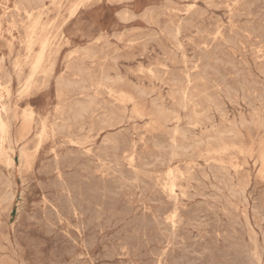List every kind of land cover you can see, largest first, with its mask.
Masks as SVG:
<instances>
[{
    "label": "rangeland",
    "instance_id": "obj_1",
    "mask_svg": "<svg viewBox=\"0 0 264 264\" xmlns=\"http://www.w3.org/2000/svg\"><path fill=\"white\" fill-rule=\"evenodd\" d=\"M208 1L0 0V264H264V0ZM25 111L56 125L36 159Z\"/></svg>",
    "mask_w": 264,
    "mask_h": 264
},
{
    "label": "bare ground",
    "instance_id": "obj_2",
    "mask_svg": "<svg viewBox=\"0 0 264 264\" xmlns=\"http://www.w3.org/2000/svg\"><path fill=\"white\" fill-rule=\"evenodd\" d=\"M210 1V0H209ZM208 1V2H209ZM233 1H235V0H233ZM250 1H252V3H253V0H250ZM191 2V1H190ZM211 2V1H210ZM238 3V2H237ZM254 3H255V0H254ZM23 4V3H22ZM227 4V3H226ZM243 4V3H242ZM245 4V3H244ZM243 4V5H244ZM32 5V4H31ZM52 5V4H51ZM207 5H208V3H207ZM250 5H253V4H250ZM257 5V4H256ZM260 5H262V4H260ZM34 6V5H33ZM197 6V5H196ZM195 6V7H196ZM263 6V5H262ZM241 7H243L242 5H241ZM261 7V6H260ZM160 8V7H159ZM187 8V7H186ZM240 8V7H239ZM259 8V7H258ZM19 9V8H18ZM17 9V10H18ZM163 9V8H162ZM177 9V8H176ZM199 9H201V8H199ZM238 9V8H237ZM241 9V8H240ZM254 9V8H253ZM252 9V10H253ZM255 9H257V8H255ZM261 9H262V7H261ZM264 9V8H263ZM32 10H33V8H32ZM167 11H168V9H167ZM185 11V10H184ZM190 11V10H189ZM201 11V10H200ZM203 11H205V9H203ZM202 11V12H203ZM246 11H247V9H246ZM134 12V11H133ZM207 12V11H206ZM248 12V11H247ZM257 12V11H256ZM262 12V11H261ZM186 13V12H185ZM226 13V12H225ZM233 13V12H232ZM236 13V12H235ZM166 14V13H165ZM255 15H256V13H254ZM259 14H260V12H259ZM262 14H263V12H262ZM200 15V14H199ZM241 15H242V12H241ZM246 15H248V13L246 14ZM254 15V16H255ZM196 16H197V14H196ZM231 16V15H230ZM232 16H234V15H232ZM251 16H252V13H251ZM20 17V16H19ZM22 17V16H21ZM193 17V16H192ZM199 17V16H198ZM201 17V16H200ZM260 18V17H259ZM261 18H263L262 17V15H261ZM14 19V18H13ZM24 19V18H23ZM38 19V18H37ZM238 19V18H237ZM258 19V18H257ZM264 19V18H263ZM232 20V19H231ZM260 20V19H259ZM188 21H189V19H188ZM253 21V20H252ZM262 21H264V20H262ZM236 22H238V21H236ZM243 22H245V21H243ZM259 22V21H258ZM169 23V22H168ZM189 23V22H188ZM225 24V23H224ZM239 24V23H238ZM248 24V23H247ZM249 24H251L252 25V23L250 22ZM262 24V23H261ZM174 25V24H173ZM181 25V24H180ZM198 25V24H197ZM241 25V24H240ZM258 25H260L259 23H258ZM236 26H237V24H236ZM242 26H243V24H242ZM246 26V25H245ZM254 26H256V24L254 25ZM29 27V26H28ZM201 27V26H200ZM222 27H224V26H222ZM227 27V26H226ZM229 27V26H228ZM250 27V26H249ZM204 28V27H203ZM220 28H221V26H220ZM246 28V27H245ZM177 29H179V28H177ZM196 29H197V26H196ZM206 29V28H205ZM230 29V28H229ZM260 29H261V27H260ZM260 29H258V30H260ZM239 30V29H238ZM246 30L248 31V29L246 28ZM253 30H254V28H253ZM250 31H251V29H250ZM197 32H199V30L197 31ZM257 32V31H256ZM260 32V31H259ZM226 33V32H225ZM232 33H233V31H232ZM251 33V32H250ZM254 33V32H253ZM217 34V33H216ZM227 34V33H226ZM231 34V33H230ZM244 34V33H243ZM252 34V33H251ZM221 35V34H220ZM228 35V34H227ZM231 35H235L234 33L233 34H231ZM237 35V34H236ZM247 35V34H246ZM258 35V34H257ZM224 36H226V35H224ZM229 36V35H228ZM244 36V35H243ZM262 36V35H261ZM153 37V36H152ZM205 37V36H204ZM215 37V36H214ZM213 37V38H214ZM222 37V36H221ZM230 37V36H229ZM256 37V36H255ZM262 37H264V36H262ZM207 38V37H206ZM212 38V39H213ZM239 38H240V36H239ZM249 38V37H248ZM261 38V37H260ZM215 39V38H214ZM220 39H222V38H220ZM232 40H233V38H231ZM242 39V38H241ZM210 40V39H209ZM228 40V39H227ZM235 40V39H234ZM257 40V39H256ZM260 40V39H259ZM251 41V40H250ZM249 41V42H250ZM254 41V40H253ZM180 42V41H179ZM210 42V41H209ZM224 42V41H223ZM261 42V41H260ZM9 43H11V42H9ZM248 43V42H247ZM251 43V42H250ZM215 44V43H214ZM213 44V45H214ZM232 44V43H231ZM252 44H254V43H252ZM256 44H257V42H256ZM261 44V43H260ZM11 45V44H10ZM30 45H32V44H30ZM206 45V44H205ZM210 45V44H209ZM215 45H218L219 46V43L218 44H215ZM247 44H245V46H246ZM251 45V44H250ZM47 46H48V44L47 43H44L43 44V50L44 49H46L47 48ZM218 46H216V47H218ZM222 46H224V44L222 45ZM235 46V45H234ZM252 46H254V45H252ZM12 47V46H11ZM220 47H221V45H220ZM241 47V46H240ZM247 47V46H246ZM261 47V46H260ZM213 48V47H212ZM258 47H256V49H257ZM264 48V47H263ZM214 49V48H213ZM221 49V48H220ZM260 49V48H259ZM262 49V48H261ZM260 49V50H261ZM240 50H241V48H240ZM260 50H259V52H260ZM245 52H246V50H244ZM247 51H248V48H247ZM251 51H253V49L251 50ZM245 52H244V54H245ZM256 52V51H255ZM262 52V51H261ZM211 53V52H210ZM240 53H241V51H240ZM253 53H254V51H253ZM257 53V52H256ZM233 54H235V53H233ZM243 54V55H244ZM264 54V53H263ZM217 55V54H216ZM251 55V54H250ZM257 55V54H256ZM255 55V56H256ZM200 56V55H199ZM254 56V58H256ZM42 57H43V55H40L38 58H37V61H36V63H35V68H37V66L40 64V62H41V60H42ZM258 57V56H257ZM197 58H200V57H197ZM229 58V57H228ZM241 58H243V57H241ZM1 59V58H0ZM232 59V58H231ZM230 59V60H231ZM248 59V58H247ZM199 60V59H198ZM234 60V59H233ZM237 60V59H236ZM253 60V59H252ZM257 60V59H256ZM197 61V60H196ZM222 61V60H221ZM262 61H264V60H262ZM223 62V61H222ZM234 62V61H233ZM241 62V61H240ZM257 62V61H256ZM235 64H236V62H234ZM233 63V64H234ZM238 63V62H237ZM246 63H247V61H246ZM263 63V62H262ZM221 64V63H220ZM220 64H219V66H220ZM261 64V63H260ZM197 65V64H196ZM195 65V66H196ZM203 65V64H202ZM201 65V66H202ZM249 65V64H248ZM247 65V66H248ZM255 65V64H254ZM244 66V65H243ZM258 66V65H257ZM256 66V67H257ZM199 67H200V64H199ZM223 67H225V66H223ZM232 67H235V66H232ZM261 67V66H260ZM259 67V68H260ZM263 67V66H262ZM219 68V67H218ZM231 68V67H230ZM241 68V67H240ZM246 68V67H245ZM245 68H243V69H245ZM249 68V67H248ZM197 69V68H196ZM199 69V68H198ZM201 69V68H200ZM224 69V68H223ZM236 69V68H235ZM250 69V68H249ZM264 69V68H263ZM232 70V69H231ZM234 70V69H233ZM246 70V69H245ZM251 70V69H250ZM259 70V69H258ZM191 71V70H190ZM248 71V70H247ZM253 71V70H252ZM252 71H249V72H252ZM164 71L162 70V73H163ZM168 72V71H167ZM180 72H181V70H180ZM214 72V71H213ZM236 72V71H235ZM189 73V72H188ZM207 74H208V72H206ZM228 74V73H227ZM253 74V73H252ZM32 75V74H31ZM171 75L172 76H174L172 73H171ZM229 75V74H228ZM242 75V74H241ZM244 75V74H243ZM261 75V74H260ZM168 76H169V74H168ZM180 76V75H179ZM186 76V75H185ZM224 76V75H223ZM246 76H247V74H246ZM263 76V75H262ZM207 77V76H206ZM242 77V76H241ZM174 79H175V76L173 77ZM172 78V79H173ZM222 78V77H221ZM224 78H226V76L224 77ZM238 78V77H237ZM247 78V77H246ZM256 78V77H255ZM260 78V77H259ZM163 80L165 79L164 78V76H163V78H162ZM168 79V78H167ZM203 79V78H202ZM214 79V78H213ZM212 79V80H213ZM227 79H228V77H227ZM244 79V78H243ZM219 80V79H218ZM236 80V79H235ZM242 80V79H241ZM245 80V79H244ZM254 80V79H253ZM253 80H251V81H253ZM263 80V79H262ZM172 81V80H171ZM174 81V80H173ZM214 81V80H213ZM221 81V80H220ZM229 81V80H228ZM257 81V80H256ZM160 82V81H159ZM190 82V81H189ZM188 82V83H189ZM238 81H236V83H237ZM246 82H247V80H246ZM169 83V82H168ZM176 82H174V84H175ZM178 83V82H177ZM217 83V82H216ZM240 83H242V81L240 82ZM240 83H239V85H240ZM244 83V82H243ZM250 83V82H249ZM166 84V83H165ZM170 84V83H169ZM190 84V83H189ZM217 84H219V83H217ZM223 84V83H222ZM230 84V83H229ZM232 84V83H231ZM243 85V84H242ZM260 85V84H259ZM175 86V85H174ZM215 86V85H214ZM232 86V85H231ZM241 86V85H240ZM262 85H260V86H257L258 88H260ZM264 86V85H263ZM262 86V87H263ZM1 87V86H0ZM256 87V88H257ZM172 88H173V85H172ZM220 88V87H219ZM241 88H243V87H241ZM244 88H246V86L244 87ZM243 88V89H244ZM252 88V87H251ZM254 88V87H253ZM234 89H236L235 88V86H234ZM252 90V89H251ZM257 90V89H256ZM260 90V89H259ZM258 90V91H259ZM263 90V89H262ZM253 91V90H252ZM261 91V90H260ZM172 92H174V91H172ZM243 92V91H242ZM246 92H248V91H246ZM245 92V93H246ZM235 93V92H234ZM239 93V92H238ZM249 93V92H248ZM254 93V92H253ZM252 93V94H253ZM237 94V93H236ZM257 94V93H256ZM264 94V93H263ZM8 95V94H7ZM232 95V94H231ZM234 95V94H233ZM255 95V94H254ZM259 95L260 96H262V94H260L259 93ZM185 96V95H184ZM245 96H247V95H245ZM256 96V95H255ZM231 97V96H230ZM235 97V96H234ZM240 97V96H239ZM262 97H264V96H262ZM176 98V97H175ZM226 98H227V92H226ZM246 98V97H245ZM248 98V97H247ZM236 99V98H235ZM234 99V100H235ZM250 99V98H249ZM263 99V98H262ZM261 99V100H262ZM226 100V99H225ZM237 100H238V98H237ZM251 100V99H250ZM264 100V99H263ZM105 101V100H104ZM182 101H184V100H182ZM231 101V100H230ZM239 101V100H238ZM238 101H236V102H238ZM254 100H252L251 101V104H252V102H253ZM175 102V101H174ZM234 102V101H233ZM244 102V101H243ZM256 102V101H255ZM185 104H186V100H185V102H184ZM245 103V102H244ZM175 104H177V103H175ZM175 104H173V105H175ZM182 104V103H181ZM191 104V103H190ZM236 104V103H235ZM239 104V103H238ZM246 104V103H245ZM178 105V104H177ZM1 106H2V104H1ZM182 106V105H181ZM181 106H178V108L177 109H180V107ZM218 106V105H217ZM255 106V105H254ZM174 107V106H173ZM186 108V107H185ZM256 108V107H255ZM183 109V108H182ZM187 109V108H186ZM216 110V109H215ZM178 111H180V110H178ZM190 111V110H189ZM207 111V110H206ZM3 112H6V110L4 109V107H2V108H0V148H1V156L5 159V160H7V163H9L10 165H13L14 164V159H13V157H12V155L10 154V153H8L7 151H5L4 150V144L6 143V141H8V140H10V138L12 137L11 136V134H12V126H11V123L8 121V119H6V116L4 117V115H3ZM154 112V111H153ZM176 112H177V110H176ZM223 112V111H222ZM226 112V111H225ZM183 113H186V112H183ZM227 114H224V116L225 115H229L228 114V112H226ZM13 116V115H12ZM186 117H188L187 115H186ZM189 117H190V115H189ZM192 118V117H191ZM22 119H23V121H22V126H21V130H20V136H23V137H25V135H28V134H30V133H34V131H36V136H37V139H36V146H35V154H34V159H36L40 154H41V151L46 147V145H47V143H48V140H49V138H50V134H52V135H54L55 134V131H56V125L55 124H52L51 126H49L46 122H44V123H42L40 126H39V128L38 127H34V125H35V123H36V119L34 118V113L32 112V111H25V113L22 115ZM130 119V118H129ZM168 119V118H167ZM196 121H198V120H196ZM191 122V121H190ZM190 122H188L187 124H189ZM246 122V121H245ZM197 123V122H196ZM262 123V122H261ZM70 124V123H69ZM186 124V125H187ZM214 124V123H213ZM264 124V123H263ZM195 125V124H194ZM252 125H253V123H252ZM188 126V125H187ZM193 126V125H192ZM260 126H262V124L260 125ZM142 128V127H141ZM191 128V127H190ZM70 129V128H69ZM147 129V128H146ZM81 130V129H80ZM182 130H183V128H182ZM184 131V130H183ZM189 131L190 130H188V133H189ZM69 132V131H68ZM80 132V131H79ZM144 132V131H143ZM231 132V131H230ZM88 134V133H87ZM190 134V133H189ZM230 134V133H229ZM153 138V137H152ZM135 139V138H134ZM137 140H138V137H137ZM154 140V139H153ZM166 140V139H165ZM149 142H151V141H149ZM200 141H198V143H199ZM16 144V143H15ZM140 144V143H139ZM224 146V145H223ZM8 149V148H7ZM234 150V149H233ZM9 151V150H8ZM134 151V150H133ZM145 152V151H144ZM160 152V151H159ZM49 153H51V152H49ZM56 153V152H55ZM161 153V152H160ZM75 154V153H74ZM164 154V153H163ZM177 154V153H176ZM65 155V154H64ZM153 155V154H152ZM156 155V154H155ZM68 156H70V155H68ZM79 156V155H78ZM162 156H164V155H162ZM173 156V155H172ZM177 156V155H176ZM62 157V156H61ZM76 157V156H75ZM81 157V156H80ZM197 157V156H196ZM55 158H56V156H55ZM64 159H65V161L67 160V158H65L64 157ZM69 159V158H68ZM79 159H81V158H79ZM163 159H164V157H163ZM59 160V159H58ZM57 160V161H58ZM147 160V159H146ZM149 160H151V159H149ZM155 160V159H154ZM160 160V159H159ZM162 160V159H161ZM64 161V160H63ZM77 162V161H76ZM78 162H80V161H78ZM77 162V163H78ZM99 162V161H98ZM157 162V161H156ZM170 162V161H169ZM21 163H22V161H21ZM57 163V162H56ZM61 163V162H60ZM60 163H59V166H60ZM63 163V162H62ZM87 163V162H86ZM165 163V162H164ZM131 164V163H130ZM156 164V163H155ZM77 165V164H76ZM84 165V164H83ZM132 165V164H131ZM134 165V164H133ZM136 165H138V164H136ZM152 165H154V164H152ZM151 165V166H152ZM160 165H162L161 163H160ZM185 165V164H184ZM81 166V165H80ZM107 166V165H106ZM144 166V165H143ZM150 166V167H151ZM22 167V166H21ZM66 167V166H65ZM72 167V166H71ZM131 167V166H130ZM133 167V166H132ZM154 167V166H153ZM164 167V166H163ZM199 167V166H198ZM24 168V167H23ZM70 168V167H69ZM81 168V167H80ZM83 168V167H82ZM85 168V167H84ZM83 168V169H84ZM148 168V167H147ZM146 168V169H147ZM155 168V167H154ZM187 168V167H186ZM48 169V168H47ZM59 169V168H58ZM87 169H88V167H87ZM90 169V168H89ZM112 169V168H111ZM119 169V168H118ZM133 169H135V168H133ZM146 169H145V171H146ZM168 169V168H167ZM174 169V168H173ZM188 169V168H187ZM193 169V168H192ZM49 170V169H48ZM149 170V169H148ZM170 170V169H169ZM186 170V169H185ZM191 170V169H190ZM202 170V169H201ZM87 172L88 171H92V170H86ZM96 171V170H95ZM107 171V170H106ZM112 171V170H111ZM118 171V170H117ZM134 171V170H133ZM176 171V170H175ZM86 172V173H87ZM94 172V171H93ZM132 172V171H131ZM139 172V171H138ZM152 172V171H151ZM162 172V171H161ZM178 172H181V171H178ZM188 173H189V171H187ZM72 173V172H71ZM71 173H70V175H71ZM85 173V172H84ZM88 173H92V172H88ZM113 173V172H112ZM120 173V172H119ZM130 173V172H129ZM145 173V172H144ZM148 173V172H147ZM156 173V172H155ZM167 173V172H166ZM191 173H192V171H191ZM197 173V172H196ZM59 174V173H58ZM73 175H74V173H72ZM93 174H95V173H93ZM142 174H143V171H142ZM151 174V173H150ZM157 174V173H156ZM158 174H159V172H158ZM168 174V173H167ZM173 174V173H172ZM186 174V173H185ZM211 174H212V172H211ZM69 175V174H68ZM70 175H69V177H70ZM76 175V174H75ZM109 175V174H108ZM124 175V174H123ZM147 175V174H146ZM146 175H144L143 177H145ZM163 175V174H162ZM174 175H176V174H174ZM189 175H192V174H189ZM230 175V174H229ZM64 176V175H63ZM120 176V175H119ZM125 176V175H124ZM168 176H170L169 174H168ZM188 176V175H187ZM76 177V176H75ZM75 177H72V178H75ZM94 177V176H93ZM113 177H115L114 175H113ZM134 177H137V175L136 176H134ZM140 177V176H139ZM166 177V176H165ZM173 178L175 177V176H172ZM177 177V176H176ZM181 177H183V176H181ZM181 177H180V180H181ZM197 177V176H196ZM222 177V176H221ZM225 177V176H224ZM226 177H228V176H226ZM232 177V176H231ZM68 178V177H67ZM71 178V179H72ZM101 178V177H100ZM123 178V177H122ZM138 178V177H137ZM142 178V177H141ZM152 178H153V176H152ZM155 178H156V176H155ZM172 178V179H173ZM5 179V178H4ZM63 179V178H62ZM87 179H89V178H87ZM92 179V178H91ZM90 179V180H91ZM96 179V178H95ZM104 179V178H103ZM113 179V178H112ZM131 179V178H130ZM146 179V178H145ZM158 179H160V178H158ZM168 179V178H167ZM169 179H171V178H169ZM178 179V178H177ZM231 179V178H230ZM6 181H7V179H5ZM59 180V179H58ZM57 180V181H58ZM114 180V179H113ZM119 180V179H118ZM132 180V179H131ZM164 180V179H163ZM166 180V179H165ZM182 180H184V179H182ZM72 181H74V180H72ZM120 181V180H119ZM118 181V182H119ZM122 181V180H121ZM126 181V180H125ZM156 181H157V179H156ZM155 181V182H156ZM232 181V180H231ZM255 181V180H254ZM66 182V181H65ZM117 182V181H116ZM128 182V181H127ZM135 182V181H134ZM140 182V181H139ZM143 182V181H142ZM148 182V181H147ZM146 182V183H147ZM162 182V181H161ZM165 182V181H164ZM210 182V181H209ZM233 182V181H232ZM231 182V183H232ZM249 182V181H248ZM0 183H1V181H0ZM8 183V182H7ZM63 183V182H62ZM82 183V182H81ZM93 183V182H92ZM106 183V182H105ZM113 183V182H112ZM145 183V184H146ZM160 183V182H159ZM175 183V182H174ZM256 183V182H255ZM9 184H10V182H9ZM68 184H69V182H68ZM72 184H73V182H72ZM100 184V183H99ZM119 184V183H118ZM123 184V183H122ZM128 184V183H127ZM135 184V183H134ZM166 184V183H165ZM213 184V183H212ZM224 184V183H223ZM2 185H3V183H2ZM5 185V184H4ZM51 185V184H50ZM58 185V184H57ZM60 185V184H59ZM69 185H71V182H70V184ZM89 185V184H88ZM103 185V184H102ZM113 185V187H114V184H112ZM129 185V184H128ZM133 185V184H132ZM151 185V184H150ZM156 185H157V183H156ZM175 185V184H174ZM174 185H172V189L174 188ZM215 185H217V184H215ZM42 186V185H41ZM61 186V185H60ZM75 186V185H74ZM81 186V185H80ZM107 186H109V185H107ZM111 186V185H110ZM137 186V185H136ZM142 186V185H141ZM167 186V185H166ZM210 186H212V185H210ZM62 187V186H61ZM96 187L98 188V186H97V184H96ZM103 187V186H102ZM127 187V186H126ZM152 187H153V185H152ZM154 187H155V185H154ZM177 187V186H176ZM180 187V186H179ZM196 187V186H195ZM215 187V186H214ZM238 187V186H237ZM254 187V186H253ZM6 188V187H5ZM42 188H43V186H42ZM53 188V187H52ZM60 188V187H59ZM68 188V187H67ZM72 188H74V187H72ZM83 188V187H82ZM93 188V187H92ZM115 188V187H114ZM117 188V187H116ZM125 188V187H124ZM136 188V187H135ZM139 188H141V187H139ZM138 188V189H139ZM187 188V187H186ZM199 188V187H198ZM212 188V187H211ZM229 188V187H228ZM239 188V187H238ZM12 189V188H11ZM23 189V188H22ZM54 189H55V187H54ZM66 189V188H65ZM105 189V188H104ZM108 189V188H107ZM111 189H112V187H111ZM118 189V188H117ZM126 189V188H125ZM130 189V188H129ZM141 189H143V187L141 188ZM148 189V188H147ZM166 189H167V187H166ZM230 189H232L231 187H230ZM44 190V189H43ZM47 190V189H46ZM69 190V189H68ZM93 190V189H92ZM100 190V189H99ZM110 190V189H109ZM146 190V189H145ZM145 190H144V192H145ZM207 190H209L208 188H207ZM25 191V190H24ZM51 191V190H50ZM62 191V190H61ZM97 191V190H96ZM102 191V190H101ZM105 191H107V190H105ZM128 191V190H127ZM153 191V190H152ZM151 191V192H152ZM201 191V190H200ZM264 191V190H263ZM0 192H1V190H0ZM6 192V191H5ZM81 192H83V191H81ZM93 192V191H92ZM108 192V191H107ZM136 192V191H135ZM171 192V191H170ZM197 192V191H196ZM237 192H239V191H237ZM22 193V192H21ZM77 193H78V191H77ZM98 193V192H97ZM133 193V192H132ZM181 193V192H180ZM183 193H187V192H183ZM192 193V192H191ZM258 193V192H257ZM263 193V192H262ZM49 194V193H48ZM55 194H57V193H55ZM71 194H72V192H71ZM84 194V193H83ZM88 194V193H87ZM99 194H101V193H99ZM113 194H114V192H113ZM166 195H167V193H165ZM173 194V193H172ZM251 194V193H250ZM249 194V195H250ZM258 194H260V193H258ZM76 195V194H75ZM78 195H79V193H78ZM82 195V194H81ZM81 195H80V197H81ZM93 195V194H92ZM91 195V196H92ZM103 196H105L104 194H102ZM121 195H122V193H121ZM126 195V194H125ZM189 195H190V193H188V197H189ZM193 195V194H192ZM201 195V194H200ZM199 195V196H200ZM206 195V194H205ZM214 195V194H213ZM212 195V196H213ZM222 195V194H221ZM262 195V194H261ZM0 196H1V194H0ZM53 196V195H52ZM127 196V195H126ZM134 196V195H133ZM177 196H178V194H177ZM185 195H183V197H184ZM203 196H204V194H203ZM240 196V195H239ZM245 196V195H244ZM77 197H79V196H77ZM76 197V198H77ZM89 197V196H88ZM93 197H94V195H93ZM99 197V196H98ZM106 197H109V196H106ZM111 197V196H110ZM122 197V196H121ZM153 197H155L154 195H153ZM174 197V196H173ZM175 197H176V195H175ZM205 197V196H204ZM226 197H227V195H226ZM4 198H6V197H4ZM7 198H8V195H7ZM76 198H75V200H76ZM91 198V197H90ZM139 198V197H138ZM151 198V197H150ZM206 198V197H205ZM204 198V199H205ZM218 198H220V197H218ZM58 199H60V197L58 198ZM82 199V198H81ZM96 199V198H95ZM102 199V198H101ZM110 199V198H109ZM112 199V198H111ZM121 199V198H120ZM149 199V198H148ZM177 199V198H176ZM182 199V198H181ZM210 199V198H209ZM211 199H212V197H211ZM214 199V198H213ZM213 199H212V201H213ZM222 199V198H221ZM245 199V198H244ZM258 199H259V202H260V200L262 199H260L259 197H258ZM7 200V199H6ZM26 200V199H25ZM24 200V201H25ZM89 200H91V199H89ZM133 200V199H132ZM140 200V199H139ZM157 200V199H156ZM160 200V199H159ZM216 200H217V198H216ZM248 200V199H247ZM1 201V200H0ZM55 201V200H54ZM60 201V200H59ZM76 201H78V200H76ZM94 202H95V200H93ZM118 201V200H117ZM7 202V201H6ZM48 202V201H47ZM63 202V201H62ZM69 202H71V201H69ZM78 202H80V200L78 201ZM89 202V201H88ZM101 202V201H100ZM103 202H104V199H103ZM121 202V201H120ZM119 202V203H120ZM151 202V201H150ZM185 202H187V201H185ZM219 202H221V201H219ZM229 202V201H228ZM53 203V202H52ZM57 203H59V202H57ZM76 203V202H75ZM118 203V204H119ZM131 203V202H130ZM180 203V202H179ZM206 203V202H205ZM244 203V202H243ZM262 203H263V201H262ZM40 204V203H39ZM61 204V203H60ZM67 204V203H66ZM66 204H65V206H66ZM99 204H101V203H99ZM106 204V203H105ZM108 204H110V203H108ZM107 204V205H108ZM115 204H116V202H115ZM126 204V203H125ZM211 204V203H210ZM209 204V205H210ZM212 204H214V203H212ZM256 204V203H255ZM32 205V204H31ZM47 205V204H46ZM53 205H54V203H53ZM73 205V204H72ZM81 205V204H80ZM91 205V204H90ZM94 205V204H93ZM113 205V204H112ZM117 205V204H116ZM175 205V204H174ZM178 205V204H177ZM201 205V204H200ZM208 205V206H209ZM218 205V204H217ZM253 205V204H252ZM258 205V204H257ZM261 205V204H260ZM263 205V204H262ZM47 206H50V205H47ZM110 206H111V204H110ZM118 206V205H117ZM120 206H122V205H120ZM230 206V205H229ZM40 207V206H39ZM52 207V206H51ZM78 207V206H77ZM77 207H75L76 209H77ZM81 208H82V206H80ZM104 207V206H103ZM106 207V206H105ZM132 207V206H131ZM130 207V208H131ZM184 207V206H183ZM192 207V206H191ZM193 207H194V205H193ZM231 207V206H230ZM252 207H256V206H252ZM263 207V206H262ZM35 208V207H34ZM54 208H56V207H54ZM71 208H73V207H71ZM110 208V207H109ZM116 208V207H115ZM114 208V209H115ZM126 208H129V207H126ZM151 208V207H150ZM177 208V207H176ZM181 208V207H180ZM188 208V207H187ZM211 208V207H210ZM259 208V207H258ZM45 209V208H44ZM65 209V208H64ZM80 209V208H79ZM78 209V210H79ZM103 209V208H102ZM122 209V208H121ZM137 209V208H136ZM166 209V208H165ZM208 209H209V207H208ZM8 210V209H7ZM36 210V209H35ZM56 210V209H55ZM66 210H67V208H66ZM65 210V211H66ZM72 210V209H71ZM82 210H83V208H82ZM111 210V209H110ZM118 210V209H117ZM126 210V209H125ZM128 210V209H127ZM132 210V209H131ZM175 210V209H174ZM178 210V209H177ZM177 210H176V212H177ZM184 210H185V208H184ZM188 210V209H187ZM204 210V209H203ZM218 210V209H217ZM263 210V209H262ZM22 211V210H21ZM20 211V212H21ZM38 211V210H37ZM36 211V212H37ZM51 211V210H50ZM60 211V210H59ZM77 211V210H76ZM80 211V210H79ZM96 210H94V212H95ZM106 211H107V209H106ZM109 211V210H108ZM130 211V210H129ZM137 211V210H136ZM141 211V210H140ZM182 211H183V209H182ZM4 212H5V210H4ZM3 212V213H4ZM52 212V211H51ZM61 212V211H60ZM86 212V211H85ZM92 212V211H91ZM112 212V211H111ZM110 212V213H111ZM118 212V211H117ZM122 212H124L123 210H122ZM155 212V211H154ZM159 212V211H158ZM226 212V211H225ZM234 212V211H233ZM255 212V211H254ZM256 212H257V210H256ZM255 212V213H256ZM22 213V212H21ZM20 213V214H21ZM25 213V212H24ZM47 213V212H46ZM71 213V212H70ZM120 213V212H119ZM125 213H127V212H125ZM157 213V212H156ZM163 213V212H162ZM194 213V212H193ZM219 213V212H218ZM229 213V212H228ZM231 213V212H230ZM19 214V215H20ZM50 214V213H49ZM66 214H68V213H66ZM77 214V213H76ZM83 214H86V213H83ZM98 214H100V213H98ZM116 214V213H115ZM124 214V213H123ZM128 214V213H127ZM126 214V215H127ZM142 214V213H141ZM153 214V213H152ZM160 214V213H159ZM165 214V213H164ZM217 214V213H216ZM227 214V213H226ZM19 215H18V217H19ZM37 215V214H36ZM55 215H56V213H55ZM65 215V214H64ZM73 215V214H72ZM93 215V214H92ZM105 215H106V213H105ZM129 215H131V213L129 214ZM143 215V214H142ZM147 215V214H146ZM168 215V214H167ZM182 215V214H181ZM32 216H34V214L32 215ZM50 216V215H49ZM49 216H48V218H49ZM59 216H61V215H59ZM85 216V215H84ZM97 216V215H96ZM102 216V215H101ZM110 216V215H109ZM122 216V215H121ZM124 216V215H123ZM122 216V217H123ZM136 216H137V214H136ZM218 216V215H217ZM220 216V215H219ZM225 216V215H224ZM247 216V215H246ZM2 217V216H1ZM31 217V216H30ZM46 217H47V215H46ZM56 217V219H57V215L55 216ZM77 217H78V215H77ZM83 217V216H82ZM108 217V216H107ZM117 217H119V216H117ZM130 217V216H129ZM164 217V216H163ZM171 217V216H170ZM180 217V216H179ZM184 217V216H183ZM215 217V216H214ZM232 217V216H231ZM235 217V216H234ZM21 218V217H20ZM23 218V217H22ZM97 218V217H96ZM139 218V217H138ZM217 218V217H216ZM219 218V217H218ZM243 218V217H242ZM26 219V218H25ZM28 219H29V217H28ZM32 219V218H31ZM47 219V218H46ZM50 219V218H49ZM53 219V218H52ZM70 219H71V217H70ZM81 219V218H80ZM116 219V218H115ZM114 219V220H115ZM124 219V218H123ZM169 219V218H168ZM234 219V218H233ZM239 219H240V217H239ZM244 219V218H243ZM249 219V218H248ZM4 220V219H3ZM87 220V219H86ZM108 220V219H107ZM111 220V219H110ZM110 220H109V222H110ZM144 220V219H143ZM176 220V219H175ZM215 220V219H214ZM22 222H23V219L21 220ZM27 221V220H26ZM49 221V220H48ZM53 221V220H52ZM67 221V220H66ZM94 221V220H93ZM92 221V222H93ZM106 221V220H105ZM132 221V220H131ZM136 221V220H135ZM145 221V220H144ZM147 221V220H146ZM159 221V220H158ZM218 221V220H217ZM221 221V220H220ZM224 221V220H223ZM222 221V222H223ZM50 222V221H49ZM69 222V221H68ZM91 222V223H92ZM99 222V221H98ZM118 222V221H117ZM121 222H122V218H121ZM123 222H124V220H123ZM122 222V223H123ZM127 222H129V221H127ZM126 222V223H127ZM142 222V221H141ZM148 222V221H147ZM146 222V223H147ZM154 222V221H153ZM172 222V221H171ZM176 222V221H175ZM174 222V223H175ZM183 222V221H182ZM191 222V221H190ZM194 222V221H193ZM226 222V221H225ZM46 223V222H45ZM53 223V222H52ZM79 223V222H78ZM81 223V222H80ZM105 223V222H104ZM104 223H103V225H104ZM133 223H136V222H133ZM189 223V222H188ZM216 223V222H215ZM247 223H248V221H247ZM41 224V223H40ZM47 224V223H46ZM54 224H56L55 222H54ZM88 224H89V221H88ZM107 224V223H106ZM105 224V225H106ZM109 224V223H108ZM111 224V223H110ZM113 224V223H112ZM115 224H117V223H115ZM114 224V225H115ZM140 224V223H139ZM138 224V225H139ZM142 224V223H141ZM148 224H150V223H148ZM166 224V223H165ZM173 224V223H172ZM179 224V223H178ZM205 224V223H204ZM222 224V223H221ZM244 224V223H243ZM250 224V223H249ZM48 225V224H47ZM51 225V224H50ZM84 225H86V224H84ZM91 225V224H90ZM92 225H93V223H92ZM102 225V226H103ZM113 225V226H114ZM126 226L128 225V224H125ZM136 225V224H135ZM137 225V226H138ZM153 225V224H152ZM155 225V224H154ZM154 225H153V227H154ZM161 225V224H160ZM182 225V224H181ZM220 225V224H219ZM224 225V224H223ZM226 225V224H225ZM245 225V224H244ZM52 226V225H51ZM76 226H77V224H76ZM75 226V227H76ZM81 226V225H80ZM101 226V227H102ZM112 226V225H111ZM149 226V225H148ZM157 226V225H156ZM159 226V225H158ZM164 226H166V225H164ZM163 226V227H164ZM228 226V225H227ZM255 226H257V225H255ZM91 227V226H90ZM107 227V226H106ZM105 227V228H106ZM123 227V226H122ZM151 227V226H150ZM201 227V226H200ZM213 227V226H212ZM216 227V226H215ZM245 227V226H244ZM243 227V228H244ZM247 227V226H246ZM17 228V227H16ZM20 228V227H19ZM22 228V227H21ZM57 228V227H56ZM94 228V227H93ZM98 228V227H97ZM110 228V227H109ZM119 228V227H118ZM129 228V227H128ZM127 228V229H128ZM141 228V227H140ZM139 227H138V229H140ZM146 228H147V226H146ZM208 228V227H207ZM211 228V227H210ZM248 228V227H247ZM6 229V228H5ZM47 229V228H46ZM101 229H104V228H101ZM124 228H122V230H123ZM126 229V228H125ZM130 229V228H129ZM138 229H136V230H138ZM142 229V228H141ZM148 229H151V228H148ZM157 229H159V228H157ZM171 229V228H170ZM219 229V228H218ZM16 230V229H15ZM18 230V229H17ZM80 230V229H79ZM93 230V229H92ZM146 230V229H145ZM186 230V229H185ZM196 230V229H195ZM212 230V229H211ZM222 230V229H221ZM97 231H99V230H97ZM103 231V230H102ZM101 231V232H102ZM118 231V230H117ZM124 231V230H123ZM153 231V230H152ZM154 231H155V229H154ZM169 231V230H168ZM209 231V230H208ZM261 231V230H260ZM89 232V231H88ZM93 232H94V230H93ZM92 232V233H93ZM134 232V231H133ZM146 232H148V231H146ZM163 232V231H162ZM165 232V231H164ZM207 232V231H206ZM214 232V231H213ZM17 233V232H16ZM23 233V232H22ZM69 233V232H68ZM135 233V232H134ZM156 233V232H155ZM194 233V232H193ZM215 233V232H214ZM253 233V232H252ZM85 234V233H84ZM115 234V233H114ZM127 234V233H126ZM125 234V235H126ZM157 234V233H156ZM162 234V233H161ZM163 234H165V233H163ZM244 234V233H243ZM106 235V234H105ZM118 235V234H117ZM140 235H142V234H140ZM147 235V234H146ZM151 235V234H150ZM229 235H230V233H229ZM228 235V236H229ZM264 235V234H263ZM47 236H49V235H47ZM46 236V237H47ZM67 236H68V234H67ZM94 236V235H93ZM92 236V237H93ZM127 236V235H126ZM184 236V235H183ZM205 236V235H204ZM227 236V238H229ZM20 237V236H19ZM105 237V236H104ZM128 237V236H127ZM136 237V236H135ZM141 237V236H140ZM139 237V238H140ZM149 237V236H148ZM163 237H167V236H163ZM73 238V237H72ZM129 238V237H128ZM143 238V237H142ZM141 238V239H142ZM145 238V237H144ZM170 238H171V236H170ZM180 238V237H179ZM206 238V237H205ZM219 238V237H218ZM234 238V237H233ZM236 238V237H235ZM238 238V237H237ZM240 238V237H239ZM17 239V238H16ZM74 239V238H73ZM93 239V238H92ZM111 239V238H110ZM125 239V238H124ZM140 239V240H141ZM148 239V238H147ZM163 239V238H162ZM161 239V240H162ZM168 239V238H167ZM78 240V239H77ZM95 240V239H94ZM112 240V239H111ZM122 240H123V238H122ZM143 240H145V239H143ZM151 240V239H150ZM197 240V239H196ZM225 239H223V241H224ZM227 240V239H226ZM245 240V239H244ZM248 240H249V238H248ZM251 240V239H250ZM85 241V240H84ZM126 241V240H125ZM128 241V240H127ZM131 241H133V239L131 240ZM146 241V240H145ZM149 241V240H148ZM155 241V240H154ZM228 241V240H227ZM231 241V240H230ZM96 242V241H95ZM116 242V241H115ZM130 242V241H129ZM152 242V241H151ZM163 242V241H162ZM170 242V241H169ZM220 242V241H219ZM225 242V241H224ZM235 242V241H234ZM246 242V241H245ZM77 243V242H76ZM92 243V242H91ZM98 243V242H97ZM112 243H113V241H112ZM122 243V242H121ZM125 243V242H124ZM123 243V244H124ZM145 243V242H144ZM143 243V244H144ZM249 243V242H248ZM90 244V243H89ZM155 244H156V242H155ZM154 244V245H155ZM221 244V243H220ZM224 244H226V243H224ZM239 244V243H238ZM245 244V243H244ZM16 245V244H15ZM159 245H160V243H159ZM171 245V244H170ZM175 245V244H174ZM241 245V244H240ZM248 245V244H247ZM253 245V244H252ZM264 245V244H263ZM89 246V245H88ZM94 246H95V244H94ZM127 246V245H126ZM133 246V245H132ZM135 246V245H134ZM145 246V245H144ZM149 246V245H148ZM238 246V245H237ZM13 247V246H12ZM138 247V246H137ZM153 247H155V246H153ZM210 247V246H209ZM224 247V246H223ZM225 247H226V245H225ZM224 247V248H225ZM235 247V246H234ZM11 248V247H10ZM15 248H16V246H15ZM21 248V247H20ZM92 248V247H91ZM118 248V247H117ZM122 248V247H121ZM126 248V247H125ZM128 248V247H127ZM134 248V247H133ZM253 248V247H252ZM255 248V247H254ZM14 249V248H13ZM137 249V248H136ZM151 249V248H150ZM168 249V248H167ZM166 249V250H167ZM53 250V249H52ZM57 250V249H56ZM129 250H130V247H129ZM146 250H147V248H146ZM222 250V249H221ZM238 250V249H237ZM251 250V249H250ZM264 250V249H263ZM262 250V251H263ZM21 251V250H20ZM107 251V250H106ZM123 251V250H122ZM149 251V250H148ZM154 251V250H153ZM165 251V250H164ZM220 251V250H219ZM229 251V250H228ZM252 251L253 250H251V253H252ZM19 252V251H18ZM141 252V251H140ZM221 252V251H220ZM234 252H236V251H234ZM256 252H257V250H256ZM124 253V252H123ZM142 253V252H141ZM155 253V252H154ZM178 253H180V252H178ZM13 254V253H12ZM11 254V255H12ZM51 254V253H50ZM74 254V253H73ZM88 254V253H87ZM147 254V253H146ZM153 254V253H152ZM176 254V253H175ZM256 254V253H255ZM17 255V254H16ZM109 255V254H108ZM141 255V254H140ZM149 255V254H148ZM179 255V254H178ZM68 256V255H67ZM111 256V255H110ZM158 256V255H157ZM239 256V255H238ZM252 256V255H251ZM141 257V256H140ZM148 257V256H147ZM163 257V256H162ZM175 258H176V256H174ZM223 257V256H222ZM241 257V256H240ZM249 257V256H248ZM107 258V257H106ZM171 257H169V259H170ZM243 258V257H242ZM250 258V257H249ZM21 259V258H20ZM147 259V258H146ZM167 259V258H166ZM223 259V258H222ZM239 259V258H238ZM252 259V258H251ZM16 260V259H15ZM156 260V259H155ZM158 260V259H157ZM156 260V261H157ZM12 261V260H11ZM51 261V260H50ZM53 261V260H52ZM175 261H176V259H175ZM199 261V260H198ZM228 261V260H227ZM25 262V261H24ZM76 262V261H75ZM84 262V261H83ZM131 262V261H130ZM142 262V261H141ZM150 262V258H149V260H148V263ZM229 262H230V260H229ZM252 262V261H251ZM250 262V263H251ZM13 263V262H12ZM19 263V262H18ZM23 263V262H22ZM30 263V262H29ZM54 263V262H53ZM64 263H67V262H64ZM150 263H152V262H150ZM158 263V262H157ZM164 263V262H163ZM171 263V262H170ZM225 263V262H224ZM231 263V262H230ZM14 264H16V263H14ZM28 264V263H27ZM74 264V263H73ZM79 264V263H78ZM141 264H143V263H141ZM146 264V263H145ZM158 264H160V263H158ZM255 264V263H254Z\"/></svg>",
    "mask_w": 264,
    "mask_h": 264
}]
</instances>
